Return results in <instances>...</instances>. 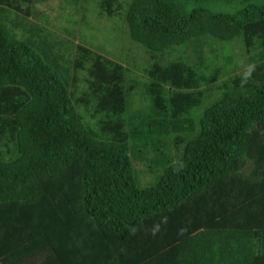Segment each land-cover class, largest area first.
<instances>
[{"label": "trees", "instance_id": "trees-1", "mask_svg": "<svg viewBox=\"0 0 264 264\" xmlns=\"http://www.w3.org/2000/svg\"><path fill=\"white\" fill-rule=\"evenodd\" d=\"M95 1L144 81L80 43L52 57L33 0H0V264H264V0Z\"/></svg>", "mask_w": 264, "mask_h": 264}, {"label": "rangeland", "instance_id": "rangeland-1", "mask_svg": "<svg viewBox=\"0 0 264 264\" xmlns=\"http://www.w3.org/2000/svg\"><path fill=\"white\" fill-rule=\"evenodd\" d=\"M121 1L126 4V0ZM97 6L98 4L95 0H79L77 5L70 3L69 0H33V4L30 6L32 11L29 18L36 23L45 17L48 21L46 24L45 22L43 23L51 32L46 33V35L43 34L44 36L35 41L37 43L41 41L52 57L56 54L58 55V53H65V57L71 59L74 55V50L67 49L80 43L106 55L114 61L122 63L125 67H129L132 78L138 77L141 82L144 81L145 77L138 68V63H146L148 53L144 52L141 45L130 39L126 25L120 17L107 18L101 16L97 11ZM54 42L57 47L53 49L52 45ZM36 46L38 45L36 44ZM49 47L50 50H48ZM213 47L217 49L216 52L221 57L222 49L220 44L216 43ZM227 47L231 49V57L238 65L236 71L244 68L247 65V59L245 55L239 53V51L244 52L241 43L239 41L228 42ZM184 49V46L177 47L173 52L167 53L165 58L173 57V55L178 54V51L183 52ZM186 50L190 58L192 60L195 59L194 47L188 45ZM204 50L205 56L211 61L213 53L209 51L208 46H205ZM220 57H218L216 63L218 67L223 69V61ZM134 60L138 63L132 64ZM59 63L61 66L65 65L64 61ZM222 80H224V76H220L218 79V81ZM141 82L136 91L142 89L143 83ZM211 86L210 92L212 94L209 96L210 98L218 92L217 84H212ZM139 96V92L133 94V108L144 104L143 99L139 100ZM197 111L200 112L201 110ZM133 161L138 171L139 185L141 187L148 186L155 181L156 170L153 174L148 165L137 159Z\"/></svg>", "mask_w": 264, "mask_h": 264}]
</instances>
